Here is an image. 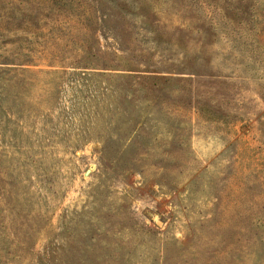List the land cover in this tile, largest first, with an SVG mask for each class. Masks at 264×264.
Wrapping results in <instances>:
<instances>
[{
	"label": "rangeland",
	"instance_id": "rangeland-1",
	"mask_svg": "<svg viewBox=\"0 0 264 264\" xmlns=\"http://www.w3.org/2000/svg\"><path fill=\"white\" fill-rule=\"evenodd\" d=\"M0 264H264V0H0Z\"/></svg>",
	"mask_w": 264,
	"mask_h": 264
}]
</instances>
